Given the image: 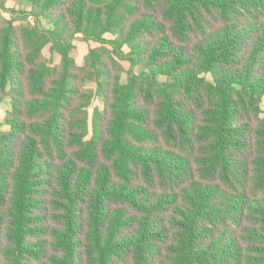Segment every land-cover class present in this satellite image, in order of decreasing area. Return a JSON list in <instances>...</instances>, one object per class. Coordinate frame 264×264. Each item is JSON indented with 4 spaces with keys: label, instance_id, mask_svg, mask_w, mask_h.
<instances>
[{
    "label": "trees",
    "instance_id": "obj_1",
    "mask_svg": "<svg viewBox=\"0 0 264 264\" xmlns=\"http://www.w3.org/2000/svg\"><path fill=\"white\" fill-rule=\"evenodd\" d=\"M7 2L0 264H264V0Z\"/></svg>",
    "mask_w": 264,
    "mask_h": 264
},
{
    "label": "rangeland",
    "instance_id": "obj_2",
    "mask_svg": "<svg viewBox=\"0 0 264 264\" xmlns=\"http://www.w3.org/2000/svg\"><path fill=\"white\" fill-rule=\"evenodd\" d=\"M7 7L10 10L14 9L16 11H20V10L29 11L30 10L29 7H27V6L25 7V6L20 5L17 2V0H8ZM6 16L10 18V14L9 13H6ZM19 24L20 23L18 22L17 25H19ZM40 26L43 29L49 28L48 23L45 20H43V19L41 20ZM107 38H112V37L110 35H108ZM74 45H75L76 48L73 51V57L75 58V60H76L78 65H82L83 64L84 58H85L86 54L88 53V51L91 48H95V47L98 46V44H96V43H92V42L87 43V42H85L82 39V37H79L75 41ZM125 51L128 52L129 50L126 48ZM44 54L53 64H59L60 61H61V58H60V56L58 54H55V53L53 54L50 51V46H48L44 50ZM123 65H124L126 70H128L130 68V64L128 62H123ZM96 107L102 108V103L100 102V100L98 98H95L93 100L92 106L90 108V116L91 117H92V114H93V110ZM261 108L263 110V117H264V99L262 101ZM10 110H11V105L9 103V100L6 99L0 104V131L8 130V128L5 127V125H3V119H4L5 115H6V113L8 111H10Z\"/></svg>",
    "mask_w": 264,
    "mask_h": 264
}]
</instances>
